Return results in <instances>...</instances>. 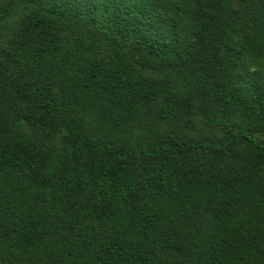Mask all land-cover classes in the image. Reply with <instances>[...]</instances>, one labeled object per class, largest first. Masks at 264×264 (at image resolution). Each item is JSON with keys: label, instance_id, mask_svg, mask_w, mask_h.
I'll return each instance as SVG.
<instances>
[{"label": "trees", "instance_id": "1", "mask_svg": "<svg viewBox=\"0 0 264 264\" xmlns=\"http://www.w3.org/2000/svg\"><path fill=\"white\" fill-rule=\"evenodd\" d=\"M0 264H264V0H0Z\"/></svg>", "mask_w": 264, "mask_h": 264}, {"label": "rangeland", "instance_id": "2", "mask_svg": "<svg viewBox=\"0 0 264 264\" xmlns=\"http://www.w3.org/2000/svg\"><path fill=\"white\" fill-rule=\"evenodd\" d=\"M190 123L192 129H190L189 131H191L192 134H194L195 132L204 131L203 129L202 130L199 129V125L202 123L201 119H195Z\"/></svg>", "mask_w": 264, "mask_h": 264}]
</instances>
